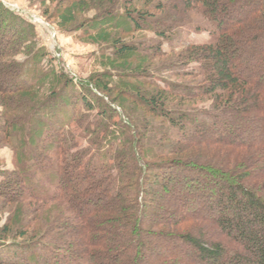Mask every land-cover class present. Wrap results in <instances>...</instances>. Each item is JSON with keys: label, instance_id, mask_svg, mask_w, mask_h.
I'll return each mask as SVG.
<instances>
[{"label": "trees", "instance_id": "trees-1", "mask_svg": "<svg viewBox=\"0 0 264 264\" xmlns=\"http://www.w3.org/2000/svg\"><path fill=\"white\" fill-rule=\"evenodd\" d=\"M49 1L61 29L110 34L122 73L83 88L41 70L38 51L19 64L33 27L0 4V134L15 164L0 173V264H264V0ZM143 32L158 41L122 39ZM114 89L141 108L140 129L115 119ZM203 100L210 110L187 107Z\"/></svg>", "mask_w": 264, "mask_h": 264}, {"label": "rangeland", "instance_id": "rangeland-1", "mask_svg": "<svg viewBox=\"0 0 264 264\" xmlns=\"http://www.w3.org/2000/svg\"><path fill=\"white\" fill-rule=\"evenodd\" d=\"M99 1L100 0H91V2ZM127 1L128 0H114L118 9H120L121 7L123 9L126 4L125 2ZM132 3L136 5L137 0H133ZM0 4L5 9H8L10 12L20 17L22 20L33 27L34 36L29 40L28 43H26V46H24L26 52L25 50H23L22 54L16 55L15 57V61L19 64H26V61L30 59V56H27L29 55L27 54L28 51H38L41 55H43L42 59L39 62V67L41 70L46 72H62L70 79H72L74 84L79 85V87H81L82 85L83 88V84L87 83L91 85H97L98 76L102 75V73H106L111 77H113L112 75L118 77V75L122 73H120V71H117L114 65H111L112 61L110 60V58H108V55H111L113 52L112 44L110 43L109 38V36L111 37V35L107 32L100 35H91V33L85 34L76 31H69L70 28L61 29L56 23V18H51L52 20L48 19V15L57 7L56 3H51L49 0H0ZM46 12H48V14H44ZM96 13L98 14V10H96V7H94V9H90L87 12L80 14V21L82 19H91L92 17L96 16ZM122 37L124 41L135 44H137L140 39L154 40V42L158 41L155 39L153 34L148 32H143V34L131 33L127 36L122 35ZM207 40L208 36L206 33H203L201 35H194L190 38V42L194 44L203 43ZM173 43L174 42L162 43V50L164 52L169 51L172 46H175V43ZM177 51L178 50H174L173 53H176ZM113 63L115 65H122L121 62ZM159 76L168 79L169 81L182 80L171 76L170 73L167 74V72L166 74L160 73ZM116 77L111 78V86L116 85V83L120 81L119 78ZM126 82L134 83V80L130 79L126 80ZM48 83H50V80L46 78L43 83L44 85L40 86L41 88H39V90L35 94V101L48 94V92H46V90L50 89L47 85ZM98 91L101 95L104 96V94H102L100 90ZM114 91L113 94H111V100L113 99L119 102V104L123 106L124 110L122 112L118 107L116 109L117 117L115 119L120 118L119 116L124 113L125 116L127 115L130 118H132L133 116V121L139 124L138 119L142 115L141 108L136 107L129 101H124L122 99L121 92L117 93V89H114ZM97 95L100 96L99 94ZM114 106L117 107L115 103H113V107ZM187 107L194 110L197 109L198 112L203 113L210 110V103L205 100L196 101L193 104H187ZM1 111L2 108L0 107V112ZM146 117L147 120L151 121V126H149L148 130L151 132L153 131V134H157V130L159 129V126L155 124L157 123V120H153L152 118H150V116ZM141 123L144 124L143 122ZM141 123L139 124V129L141 127ZM71 130L76 137V142L79 148L85 147L86 144L81 131L74 125L71 126ZM99 138L100 136L98 135L94 136V139ZM157 141L159 140H156V142ZM150 144L151 143L147 140V138H145V146L150 147ZM42 145H48V142H44L42 143ZM152 145H156V143ZM151 162H154V160ZM14 171V155L12 153L11 147L8 143V140H6L5 137L0 134V173H12ZM8 215V208H2L0 206V227L6 222Z\"/></svg>", "mask_w": 264, "mask_h": 264}]
</instances>
